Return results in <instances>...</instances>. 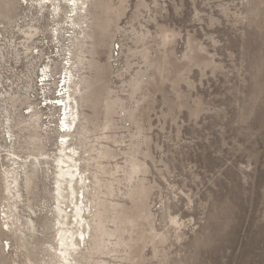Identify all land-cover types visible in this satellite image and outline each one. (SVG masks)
<instances>
[{
    "label": "rangeland",
    "instance_id": "374dc122",
    "mask_svg": "<svg viewBox=\"0 0 264 264\" xmlns=\"http://www.w3.org/2000/svg\"><path fill=\"white\" fill-rule=\"evenodd\" d=\"M82 2L0 0V264H264V0Z\"/></svg>",
    "mask_w": 264,
    "mask_h": 264
},
{
    "label": "bare ground",
    "instance_id": "6f19581e",
    "mask_svg": "<svg viewBox=\"0 0 264 264\" xmlns=\"http://www.w3.org/2000/svg\"><path fill=\"white\" fill-rule=\"evenodd\" d=\"M58 0H42L43 3L51 5L54 7L55 11L57 10L56 5ZM67 1V4L70 5L71 7H74L72 11L76 10H81V7H77L79 2L80 5H83L84 0H65ZM70 3V4H69ZM82 12V11H81ZM74 14V13H73ZM69 17V16H68ZM65 76H64V83L62 86V90H64L63 95L58 97L57 103L59 102L60 104V117L63 116L62 121H61V127L65 128L63 131L64 134L60 135L59 137L61 138V148H60V154L59 158L56 160V194L58 197H62V192L63 190H69L70 195L73 196L75 194L74 191V185L77 184L79 181H82V175L79 171L77 160L75 158V152L74 150L65 145L64 143L68 141V137L70 134L68 133L70 129L72 130V125L76 121L77 115L75 111V104L73 103L74 98L72 97L70 93V88L72 87V75L68 71V68H66L65 71ZM44 76H47V73H43ZM45 79V78H44ZM47 80V79H46ZM49 81V80H47ZM47 100V99H46ZM55 100V98H54ZM56 103V104H57ZM60 120V119H59ZM67 131V132H66ZM67 143V142H66ZM12 164H16L15 159H11ZM82 183V182H81ZM65 184V188H63V185ZM16 188V179L14 177V169L11 171L6 172V178H5V192L7 193L8 196H11L13 192L15 191ZM75 210V215L74 217L80 218V222L82 221L83 218H81V208L79 209L78 204L76 203L74 205ZM57 212L58 215L61 216L64 212L62 209L57 207ZM64 217V215H62ZM60 223V222H59ZM77 224L79 223V220L76 222ZM61 225L63 223H60ZM61 235L59 238L60 241V258L62 259L64 264H71L69 262V254L71 251L74 250L76 244L74 242V234L70 233V230H61L60 231ZM80 236H83V233H80Z\"/></svg>",
    "mask_w": 264,
    "mask_h": 264
}]
</instances>
